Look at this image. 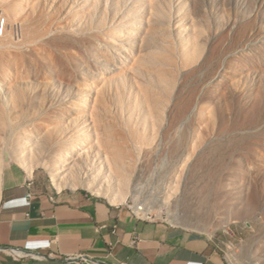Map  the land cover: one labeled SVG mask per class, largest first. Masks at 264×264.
Returning a JSON list of instances; mask_svg holds the SVG:
<instances>
[{"label":"rangeland","instance_id":"rangeland-1","mask_svg":"<svg viewBox=\"0 0 264 264\" xmlns=\"http://www.w3.org/2000/svg\"><path fill=\"white\" fill-rule=\"evenodd\" d=\"M18 1L0 0V183L11 166L26 174L12 157L21 129L43 126L7 94H63L56 78L68 75V96L85 80L104 84L107 120L130 147L124 201L58 186L42 162L50 143L29 148L32 175L146 206L142 218L206 234L229 264H264V0H23L11 10Z\"/></svg>","mask_w":264,"mask_h":264},{"label":"crops","instance_id":"crops-1","mask_svg":"<svg viewBox=\"0 0 264 264\" xmlns=\"http://www.w3.org/2000/svg\"><path fill=\"white\" fill-rule=\"evenodd\" d=\"M0 264L229 262L202 232L139 217L84 191H55L11 166L0 183Z\"/></svg>","mask_w":264,"mask_h":264},{"label":"bare ground","instance_id":"bare-ground-1","mask_svg":"<svg viewBox=\"0 0 264 264\" xmlns=\"http://www.w3.org/2000/svg\"><path fill=\"white\" fill-rule=\"evenodd\" d=\"M26 2L30 5L31 0ZM22 5L25 6L23 0H19L11 6V10H16ZM55 33L58 36H63L65 30L61 26H56ZM63 72L68 73L66 69H63ZM22 76V78L26 77V75ZM27 77L29 78V76ZM86 77L88 76H83V78ZM68 79L69 75L64 79L63 77L56 78L59 82L58 86L65 91L59 95L55 92L56 97L55 94L52 95L55 98L47 95V91L42 90L45 86L40 88L41 92L36 91V94L31 93L29 95V90H27L28 94L25 93L26 91L25 94L20 93L22 91L18 92L19 89L17 90V88V92L14 94H7L8 97L5 94L7 98L10 95L11 101H9L14 107H16L15 103L18 106L20 103L21 107H23L22 105H30V119L35 120V122L36 120L43 122V126L39 125L38 129L31 128V133L28 132L30 129L28 131H26L27 129L24 131L25 128L21 129L22 131L16 137L17 145L12 152V157L23 166L26 174L31 176L34 169L33 159L36 158L34 156L36 154L32 153L34 155L31 157L29 148L41 153L50 143V160L42 162L50 166L51 174L58 186L61 188L64 186L76 187L78 184H82L93 189L96 193H103L111 201H124L132 166L129 157L130 147L122 139L119 142L116 141L112 125L107 120L113 111L104 99V84H98L92 88L86 85L85 80L81 84H75L76 89L82 92L80 96L74 95L73 92H70L68 96L67 93L70 89ZM7 88L9 90V87ZM85 89L89 90L86 91ZM3 99L5 100V97ZM24 109H21L22 112ZM17 111L19 114V110ZM13 112L14 110L11 111L12 114L16 113V111ZM12 114L10 115L13 119L16 115L14 114L15 116L12 117ZM6 119L3 109L0 107V125L6 124ZM32 125L34 126V122ZM1 156L0 151V166L3 160ZM134 207L135 210L143 211V213L149 212V208L146 206L135 204ZM138 211L134 212L137 214ZM137 215L143 216L139 213ZM15 252L21 254L20 251Z\"/></svg>","mask_w":264,"mask_h":264},{"label":"built area","instance_id":"built-area-1","mask_svg":"<svg viewBox=\"0 0 264 264\" xmlns=\"http://www.w3.org/2000/svg\"><path fill=\"white\" fill-rule=\"evenodd\" d=\"M133 212V211H132ZM135 215H137L135 212H133ZM138 216V215H137Z\"/></svg>","mask_w":264,"mask_h":264}]
</instances>
